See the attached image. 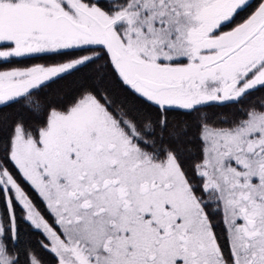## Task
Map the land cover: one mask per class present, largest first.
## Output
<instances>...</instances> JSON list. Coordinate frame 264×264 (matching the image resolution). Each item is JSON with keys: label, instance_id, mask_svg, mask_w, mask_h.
<instances>
[{"label": "snow or ice", "instance_id": "obj_1", "mask_svg": "<svg viewBox=\"0 0 264 264\" xmlns=\"http://www.w3.org/2000/svg\"><path fill=\"white\" fill-rule=\"evenodd\" d=\"M32 233L54 264H264V0H0V264H44Z\"/></svg>", "mask_w": 264, "mask_h": 264}, {"label": "trees", "instance_id": "obj_2", "mask_svg": "<svg viewBox=\"0 0 264 264\" xmlns=\"http://www.w3.org/2000/svg\"><path fill=\"white\" fill-rule=\"evenodd\" d=\"M83 54V53H81ZM30 62H40V61H30ZM106 81L108 82V86L113 89L114 91H116L118 94H123L122 93V90L119 88V85L118 83H113L111 81V77H105ZM65 83V81H60L58 82L59 85H63ZM54 88L56 87V85L53 86ZM231 107H234V106H229V108ZM229 109H223L222 111H228ZM185 163V166L189 168V171L191 172V163H192V160L191 159H187L184 161ZM33 198H35V195L33 194ZM36 202L39 204L40 201L37 199ZM41 206V210H43V205H40ZM39 239H42V237L40 236L39 233H32L31 234V240H32V243L34 245V247L37 249V251L39 252V255L40 257L43 259L44 261V264H54V261L52 259V257L44 252L42 249H40L39 247V244L37 243V241Z\"/></svg>", "mask_w": 264, "mask_h": 264}]
</instances>
